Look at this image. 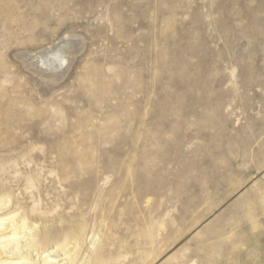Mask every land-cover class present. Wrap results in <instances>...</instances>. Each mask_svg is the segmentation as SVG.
Segmentation results:
<instances>
[{
  "label": "rangeland",
  "instance_id": "rangeland-1",
  "mask_svg": "<svg viewBox=\"0 0 264 264\" xmlns=\"http://www.w3.org/2000/svg\"><path fill=\"white\" fill-rule=\"evenodd\" d=\"M3 183L58 260L264 264V0H0Z\"/></svg>",
  "mask_w": 264,
  "mask_h": 264
},
{
  "label": "bare ground",
  "instance_id": "bare-ground-1",
  "mask_svg": "<svg viewBox=\"0 0 264 264\" xmlns=\"http://www.w3.org/2000/svg\"><path fill=\"white\" fill-rule=\"evenodd\" d=\"M13 172L17 175L18 170L15 168L12 174ZM8 178L6 180H13L12 177ZM36 203L30 208L17 198L11 187L5 186V183L0 186V264H67V258L74 264L76 255L68 249L73 242H79V233H67L63 241L55 244V249H60L64 257L63 260H58L61 255L53 256L51 251L46 250L53 239L41 228L39 220L43 221L44 217ZM37 214L39 217H36ZM9 216L13 217L8 218Z\"/></svg>",
  "mask_w": 264,
  "mask_h": 264
}]
</instances>
